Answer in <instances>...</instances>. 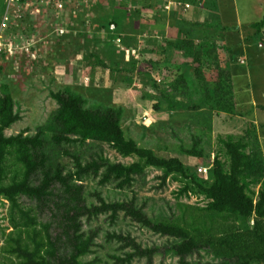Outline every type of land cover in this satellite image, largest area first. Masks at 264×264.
<instances>
[{
  "label": "rangeland",
  "instance_id": "rangeland-1",
  "mask_svg": "<svg viewBox=\"0 0 264 264\" xmlns=\"http://www.w3.org/2000/svg\"><path fill=\"white\" fill-rule=\"evenodd\" d=\"M6 1L0 0V89L7 85L20 115L19 122L6 132L8 137L35 136L40 130L46 131L59 110L53 93L68 91L82 96L85 107L90 110L123 109V128L129 139L153 150L157 156L179 158L206 181H212V163L217 155L226 160L220 144L222 137L241 138L253 128V137L255 134L257 137L254 141L264 155V142H260L264 128H259L263 120L254 119L250 108L248 112L245 108V112L237 109L234 115L219 112L207 97V91L214 89V84L196 79L195 66L184 53L157 52L186 38V32L198 50L215 49L225 71H228L226 63L234 62L235 90L242 108L243 102L249 106L251 93L258 102L263 101L264 47L259 48V42L264 45V41L258 40L248 50L245 47V53L239 48L233 56V52L225 51L222 46L224 29L216 21L211 27L207 23L191 26L193 11L199 8L191 5L189 13L182 12L180 0H98L66 4L63 8L31 4L14 13L5 26ZM222 4L224 8L221 0L217 6L221 22L232 32L240 22L244 25L245 37L250 33L247 28L251 24L264 20V0H227ZM149 5L152 8L146 7ZM197 20L205 22L203 16ZM134 26L138 36L133 35ZM241 56L247 58V66L240 64ZM181 67L186 80L194 81L189 83L188 90L176 83ZM244 73L249 74L248 80ZM207 74L212 81L210 72ZM44 138L49 143V155L64 166L66 173L76 171L74 159L66 151L80 156L85 163L97 155H104L113 164L131 165L138 161L123 158L108 145L57 147L50 142L47 131ZM194 149L203 152V160L186 155V150ZM205 169L208 173H201ZM162 176L161 171L149 169L144 176L135 178L132 187L124 190L118 188V183L102 185L101 178L88 177L83 184L89 206L99 204L97 195L108 203L129 202L135 198L137 205L153 220L178 213V202L199 207L208 204L201 196L179 199L184 186L175 178L164 185ZM23 203L36 207L27 199ZM9 210L10 204L0 198V264H18L14 257L4 253L6 235L13 231ZM42 220L49 221V213ZM83 224L85 232L98 233L93 253L85 259L87 262L120 264L117 258L125 259L133 250L124 249L122 243L108 237L118 234L135 240L145 249L159 248L162 254L155 257L153 264H179L177 257L164 255L173 240L154 234L124 214L115 222L106 215L83 219ZM191 261L208 264L214 259L201 252ZM127 264L148 263L147 259H136Z\"/></svg>",
  "mask_w": 264,
  "mask_h": 264
},
{
  "label": "trees",
  "instance_id": "trees-1",
  "mask_svg": "<svg viewBox=\"0 0 264 264\" xmlns=\"http://www.w3.org/2000/svg\"><path fill=\"white\" fill-rule=\"evenodd\" d=\"M255 28L263 29L264 20ZM131 30L138 36L135 26ZM185 35L186 38L157 52L184 53L195 66L196 79L214 84L215 88L207 91L208 100L216 104L219 112L234 115L237 105L233 74L222 68L215 49L198 50L189 33ZM182 68L178 70L180 77L176 83L188 90L189 83L194 81L186 80ZM208 72L212 81L208 80ZM52 97L59 105L46 130L53 145H108L123 158L138 161L131 165L113 164L104 155H97L85 163L80 156L66 151L76 167V171L66 173L64 166L54 162L48 153L46 131L40 130L35 136H7L6 132L19 122L20 115L13 95L7 85H2L0 198L10 204L13 229L6 235L5 254L14 257L18 264H92L85 259L93 253L98 233L85 232L83 219L109 215L115 222L124 214L154 234L173 240L164 255L172 254L179 259V264H197L191 259L201 252L213 257L214 262L208 264H264V155L254 141L257 137L256 134L253 137V128L241 138L220 139L226 160L217 155L212 163V181H206L179 158L157 156L153 150L129 139L123 128V109L90 110L85 107L82 96L68 91L53 93ZM185 153L204 159L203 152L197 149ZM149 169L163 173L164 185L172 178L180 182L184 187L179 199L201 196L208 204L199 207L178 202V213L162 220L150 218L135 198L129 202L108 203L97 195L99 204L89 206L85 178H101L102 185L118 183V188L124 190L132 187L135 178L144 176ZM23 199L36 207L26 205ZM47 213L50 220L44 222L42 219ZM108 237L122 243L124 249L133 250L125 259L117 258L120 264L136 259H147L148 264H153L155 257L162 254L159 248L145 249L129 237L118 234Z\"/></svg>",
  "mask_w": 264,
  "mask_h": 264
},
{
  "label": "crops",
  "instance_id": "crops-1",
  "mask_svg": "<svg viewBox=\"0 0 264 264\" xmlns=\"http://www.w3.org/2000/svg\"><path fill=\"white\" fill-rule=\"evenodd\" d=\"M219 2H220V0H184V1H180V3L184 7L185 10L184 9H180V10H182V12L183 11L184 12L187 11L189 13L188 9L192 8L191 5H194L195 8H199V10L194 9V11H193V14H192V17H191L192 18L191 19V21H192L191 22V26L199 27V26L204 25V24L207 23L206 25L211 27V26L216 25V23H215V21H216L218 23V25L221 26L222 29H224L223 36H222V39H221L222 40V44H223L222 46H225V51L233 52V56H234V53L239 48L243 49V51L245 53V47H246V50H248V47L255 46V44H256V42H258V40L264 41V28L261 29V30H258V33H257V29L255 28L256 24H251L250 25V28L253 27L254 30H251L250 28H247V30L250 32V33L246 34L247 37H245V32L242 30L244 28V25L242 26V24H240V22L237 25V27L234 28V32H232L230 30L231 28L227 27L226 25H224L221 22L222 19H221L220 15H219V12H218V9H217V6H218ZM223 2L226 3L227 0H221V7L222 8H224L223 4H222ZM229 2H231V0H229ZM199 16L200 17L203 16L205 18V22H201V21L197 20L199 18ZM210 19H213V20L210 21ZM207 20H209V21H207ZM226 31H227V34L224 36V33ZM165 34H166V31H165ZM158 35H160V34H158ZM162 36H163V34H162ZM259 43H260L259 48H263L264 45L261 42H259ZM233 56L231 58L232 60H233ZM246 59H244L242 56L239 57L240 64L244 65V66H247ZM226 65H227V70L230 71L233 74V88L235 90L236 82H235V76H234V73H233L234 62L233 61L231 62V60H230V62H227ZM244 76H246L247 80L249 79V74L248 73L247 74L244 73ZM261 97H262L263 101L260 103V102L257 101L256 98H253L252 93H251L249 106H246L247 104H245L243 102L242 106H241L242 108H240L239 103H238L237 93H236V90H235V100H236L237 109H241L242 112H245V110H246V112H248L247 110H248V108H250V110L252 111L251 114H252V116H254L253 117L254 119H256L258 121L259 120H263V121H261V124H260L259 128H264V94ZM244 108H245V110H244ZM258 111L260 112V114L257 113ZM260 142H262V143L264 142V137L260 138Z\"/></svg>",
  "mask_w": 264,
  "mask_h": 264
},
{
  "label": "built area",
  "instance_id": "built-area-1",
  "mask_svg": "<svg viewBox=\"0 0 264 264\" xmlns=\"http://www.w3.org/2000/svg\"><path fill=\"white\" fill-rule=\"evenodd\" d=\"M91 1L98 0H7V12L5 16V26L8 22L11 21V16L15 13L18 14L21 11L25 10L29 5H48V6H56L57 8H63L66 4H88ZM16 9V10H15ZM208 173V170H201V173Z\"/></svg>",
  "mask_w": 264,
  "mask_h": 264
}]
</instances>
